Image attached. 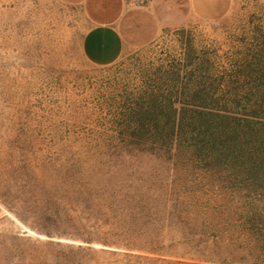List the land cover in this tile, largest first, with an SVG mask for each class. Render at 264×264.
<instances>
[{
	"label": "rangeland",
	"instance_id": "rangeland-1",
	"mask_svg": "<svg viewBox=\"0 0 264 264\" xmlns=\"http://www.w3.org/2000/svg\"><path fill=\"white\" fill-rule=\"evenodd\" d=\"M104 23L113 58L89 43ZM256 109L264 0L214 20L188 0H0V264H264V182L202 134L208 110L264 128ZM140 189L155 250L103 242Z\"/></svg>",
	"mask_w": 264,
	"mask_h": 264
},
{
	"label": "trees",
	"instance_id": "trees-1",
	"mask_svg": "<svg viewBox=\"0 0 264 264\" xmlns=\"http://www.w3.org/2000/svg\"><path fill=\"white\" fill-rule=\"evenodd\" d=\"M213 110L202 113L204 117L205 115L208 116L209 121L212 117L210 122L206 119L209 125L205 126L206 123H204L205 127L202 134L203 136L206 134L205 139L209 143L207 148L211 149L214 158L218 159L221 155L226 158L228 151L233 152L231 147L234 146L235 151L238 150L236 152L237 158L240 157L239 165L241 167L245 166L246 172L253 179L264 182V128L257 127L254 131L255 128L253 129L250 125V120L243 124L232 125L231 122L233 120L230 116L222 115L219 111ZM249 116H257L256 118L259 121H264V113H260L258 109L253 110ZM230 119L231 121L229 122ZM247 145L252 146L251 152H247ZM133 180L142 181V178L133 177ZM130 188L136 190L139 187L130 186ZM137 194V198L133 197L127 202L130 215L129 222L110 223L107 229L108 232L101 240L106 243L121 245L128 249L152 251L155 250L153 239L155 240L154 244H156L157 238L151 233L153 228L151 230L148 228V223L153 222L154 219L149 217L146 212V205L148 203L151 205L150 202L153 200V195L149 189H140V193L138 192Z\"/></svg>",
	"mask_w": 264,
	"mask_h": 264
},
{
	"label": "crops",
	"instance_id": "crops-1",
	"mask_svg": "<svg viewBox=\"0 0 264 264\" xmlns=\"http://www.w3.org/2000/svg\"><path fill=\"white\" fill-rule=\"evenodd\" d=\"M231 0H188L189 11L207 20H214L222 18L227 14L230 8ZM122 35L117 26L113 23H104L96 27L92 31L89 43L92 42V50L94 44L98 43L96 49H103V56L109 57L117 53L122 44ZM111 58V59H112Z\"/></svg>",
	"mask_w": 264,
	"mask_h": 264
}]
</instances>
